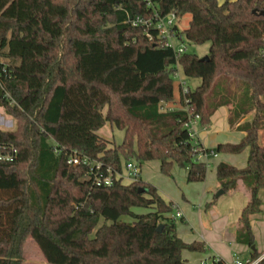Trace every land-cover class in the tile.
<instances>
[{"label":"trees","instance_id":"trees-1","mask_svg":"<svg viewBox=\"0 0 264 264\" xmlns=\"http://www.w3.org/2000/svg\"><path fill=\"white\" fill-rule=\"evenodd\" d=\"M169 13L179 21L191 15L186 29L174 30L209 42L207 59L178 53L154 26L130 22ZM178 65L201 80L195 89L184 93L176 84ZM177 92L182 105L163 108ZM221 106H230V125L246 134L216 150L249 148V155L242 168L219 162L216 177L225 191L240 181L249 187L237 241L255 246L257 259L263 253L250 217L262 212L264 191V0H0V107L16 120L15 129L0 128V143L18 151L0 161V264H22L28 235L49 264H187L184 249L206 251L204 242L178 236L168 216L173 202L155 185L142 178L98 185L67 157L77 150L117 171L122 158L140 166L158 160L166 175L188 164L187 180L204 181L208 167L185 123L199 115L207 125ZM106 122L124 130L120 144L109 146L96 132ZM211 264L226 261L212 257Z\"/></svg>","mask_w":264,"mask_h":264},{"label":"crops","instance_id":"crops-1","mask_svg":"<svg viewBox=\"0 0 264 264\" xmlns=\"http://www.w3.org/2000/svg\"><path fill=\"white\" fill-rule=\"evenodd\" d=\"M218 1L223 3L221 0ZM229 113L230 106H221L214 112L209 124L200 126L198 138L205 148H212L219 143H237L245 136L246 132L239 130L237 128L238 124L233 127L230 125ZM253 113L254 112L243 118L241 122L246 118L250 119ZM263 131L264 130H262V132ZM220 154H222V156L220 155L219 161L214 167L216 181L208 188H196L197 194L201 191L199 198L198 195H194L189 191L188 194L184 195V201L180 203L179 201L168 200L161 194L166 201L173 202L177 207L173 208L168 216L175 218L178 236L188 243L193 241H202L205 243L206 251L204 252L190 251L187 249L182 251V257L186 260L187 264H202V260H208L215 256L223 258L226 262H231V257H229L226 247L230 246L232 248H237L240 245L245 247L248 246L238 243L237 227L241 211L250 198L249 187L240 181L236 190L225 191L224 194L228 195L225 196V198L222 197L215 203L214 201H209V194L215 190L221 189L220 183L216 177L217 164L224 161L242 168L247 163L249 148H246L241 153L221 152ZM217 156L218 153L213 154V157ZM206 157L207 154L201 155L199 160L210 164V160L206 162ZM141 174L140 178H142ZM260 197L262 199V212L253 214L250 217L255 243L259 238L258 231L261 230V227H264V191L260 192ZM204 203L207 205L203 210ZM210 203L211 205H208ZM178 212L183 216V219L178 218L180 221L176 219ZM197 224L200 226L199 228L201 231H198ZM257 249L260 253H263V256L264 251L259 248Z\"/></svg>","mask_w":264,"mask_h":264},{"label":"rangeland","instance_id":"rangeland-1","mask_svg":"<svg viewBox=\"0 0 264 264\" xmlns=\"http://www.w3.org/2000/svg\"><path fill=\"white\" fill-rule=\"evenodd\" d=\"M224 2V0H221ZM191 19L190 14L184 15L181 20L178 23V26L181 30H184L188 27L189 21ZM172 43L174 46L184 45L187 48V51L190 53H195L199 57H203L209 53L210 49V43H203L198 44L192 41L187 40L185 37L182 40H179L177 38L172 39ZM178 73L182 80H186L188 85L191 87V89H195V87L201 82L199 78H187L182 70V67L178 65ZM177 83V82H176ZM176 102H166L164 103L163 108L165 109H174L181 106V102L179 101V93H176ZM107 110V107L104 108L103 112L105 113ZM201 125L196 126L197 130H199ZM16 127V120L14 117L8 115L2 107H0V128L4 130H13ZM99 135L104 137L110 142L109 146L118 145L123 141L124 138V130L119 129L118 127L111 125L109 122H106L101 128H99L96 131ZM230 136V135H229ZM260 141L264 142V131H260ZM212 149H215V152L218 153L217 157H213ZM221 152H218L216 150V146L208 148L206 151L207 157L206 162L210 160V164H207V176L204 181H197V182H189L187 180V171H188V164H185L184 166L175 164L171 170L170 175L164 174L160 170V163L158 160H147L143 161L141 163V169H142V178L143 180L152 183L155 185L159 191L160 194H162L166 199L173 200V201H179L180 203L184 201V195L188 194L189 191L193 193L194 195H198V198L200 197L201 191L197 194L196 188H208L211 186L215 181V165L219 161ZM128 161L137 162L135 159H125L122 158L121 164H122V172L123 174H126V163ZM125 182H128L127 179L124 180ZM245 185V183H244ZM247 186V185H246ZM248 187V186H247ZM220 189L215 190L214 192H211L209 194L210 200L218 202L222 197L225 198L228 194L222 193L220 196H217V193ZM206 203L203 205V210L206 207ZM135 213L141 214L146 213L149 211V208L144 207H134L132 209ZM263 211H264V201H263ZM124 221H132L133 217L130 215H123L121 217ZM178 221L180 219L176 218ZM103 220L100 221V224H102ZM198 226V231H201ZM261 230L258 231L259 238L256 241V247L260 250L264 251V227L260 228ZM228 246V245H227ZM227 253H229V257H231V262L233 260H241V259H250L251 258V251L253 250L252 247L248 246H239L237 248H232L230 246L226 247ZM197 257V256H196ZM22 264H49L47 263L41 249L35 242V240L30 236H26L24 242H23V250H22Z\"/></svg>","mask_w":264,"mask_h":264},{"label":"built area","instance_id":"built-area-1","mask_svg":"<svg viewBox=\"0 0 264 264\" xmlns=\"http://www.w3.org/2000/svg\"><path fill=\"white\" fill-rule=\"evenodd\" d=\"M130 22L134 26H154L158 30L159 36L165 39L166 46L173 47L178 53H184L187 51L186 46L179 45L176 47L172 43V39H183L174 30V27L176 25L178 26L179 23V19L174 13H169L166 16L157 17L155 19L137 15L131 18ZM174 79L182 92H187L189 85L186 80L181 79L178 71L175 73ZM198 125H202L200 124V116H190L185 123V128L189 131L194 150L198 152V158H200V156L205 155L206 152H201L203 144L198 138V130L196 129V126ZM17 154L18 151L14 146L4 145L0 143V161H13L14 159H16ZM212 154L215 153L212 152ZM67 162L74 167L85 165L88 169V175L94 180V183L98 185L109 186L113 183L114 178H122L123 180L127 179L128 181L138 180L141 174V166L138 162L128 161L126 163L127 172L126 174H123L122 171L113 170L111 166H105L101 161L91 160L77 150L71 151L68 154ZM173 208H177L176 205L173 204ZM176 217L181 218L182 214L178 212ZM219 258L221 257H214L215 260H218ZM262 258H264V255L257 259L250 258L246 260H233L232 262H226V264H258ZM202 264H211V259L202 260Z\"/></svg>","mask_w":264,"mask_h":264},{"label":"water","instance_id":"water-1","mask_svg":"<svg viewBox=\"0 0 264 264\" xmlns=\"http://www.w3.org/2000/svg\"><path fill=\"white\" fill-rule=\"evenodd\" d=\"M202 58H203V59H207V58H208V55H205V56H203ZM224 192H225L224 189H220V190L218 191V193H217V196H220V195H221L222 193H224ZM161 228H162V226L160 225V226L158 227V230L160 231ZM252 248L254 249L255 246H253Z\"/></svg>","mask_w":264,"mask_h":264}]
</instances>
